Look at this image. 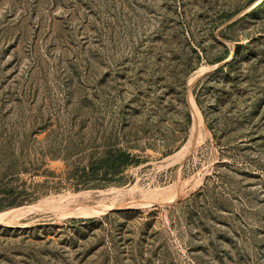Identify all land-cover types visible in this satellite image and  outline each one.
<instances>
[{"label": "rangeland", "instance_id": "1", "mask_svg": "<svg viewBox=\"0 0 264 264\" xmlns=\"http://www.w3.org/2000/svg\"><path fill=\"white\" fill-rule=\"evenodd\" d=\"M24 206L0 264H264V0H0Z\"/></svg>", "mask_w": 264, "mask_h": 264}, {"label": "bare ground", "instance_id": "2", "mask_svg": "<svg viewBox=\"0 0 264 264\" xmlns=\"http://www.w3.org/2000/svg\"><path fill=\"white\" fill-rule=\"evenodd\" d=\"M192 81V80H191ZM29 208H31V206H24V207H21V208H16V209H13L11 211H8V212H4V213H0V220H4L5 218H8L7 216H9L10 214L14 213V212H17V211H27L29 210ZM33 208V206H32ZM7 220V219H6ZM5 221V220H4Z\"/></svg>", "mask_w": 264, "mask_h": 264}, {"label": "trees", "instance_id": "3", "mask_svg": "<svg viewBox=\"0 0 264 264\" xmlns=\"http://www.w3.org/2000/svg\"><path fill=\"white\" fill-rule=\"evenodd\" d=\"M129 159H130V154H127V153L120 154L119 157H118V160L122 164L127 163L129 161Z\"/></svg>", "mask_w": 264, "mask_h": 264}]
</instances>
